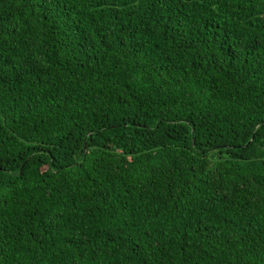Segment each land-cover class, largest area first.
<instances>
[{"label":"trees","instance_id":"trees-1","mask_svg":"<svg viewBox=\"0 0 264 264\" xmlns=\"http://www.w3.org/2000/svg\"><path fill=\"white\" fill-rule=\"evenodd\" d=\"M0 264H264V0H0Z\"/></svg>","mask_w":264,"mask_h":264}]
</instances>
